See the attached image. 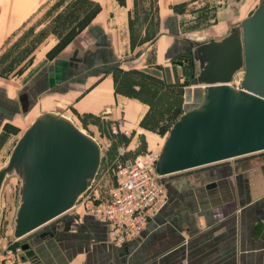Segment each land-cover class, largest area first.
<instances>
[{
    "label": "crops",
    "instance_id": "0c3cea01",
    "mask_svg": "<svg viewBox=\"0 0 264 264\" xmlns=\"http://www.w3.org/2000/svg\"><path fill=\"white\" fill-rule=\"evenodd\" d=\"M94 1L100 9L93 17L97 26L93 38L77 39L71 49L48 61L47 70L33 85L22 90L19 80L0 74V124L27 115L48 95L49 108L65 112L67 107L76 114L99 116L102 125L108 123V133L118 124L113 133L124 142L118 151L121 147L125 154L134 151L141 133L155 146L157 132L140 123L151 103L117 87L113 80L112 64L126 59L133 50L128 8ZM170 1L175 0H158L164 24L169 22L170 29H162L151 42L154 58L146 45L137 60L151 66L147 72L159 80L173 71H165L164 61L187 46V40L178 34L180 14L169 10ZM234 1L239 9H234L237 3L229 17L227 7L222 6L225 22L242 11L244 0ZM47 2L0 0V52L8 38ZM107 25L115 29L111 31ZM195 96L185 99L184 107ZM22 104H27L26 111ZM100 130L102 133V127ZM160 180L167 200L139 238L122 244L112 241L107 224L84 212L77 202L24 235V254L34 264H264V150L168 173Z\"/></svg>",
    "mask_w": 264,
    "mask_h": 264
},
{
    "label": "water",
    "instance_id": "95a60500",
    "mask_svg": "<svg viewBox=\"0 0 264 264\" xmlns=\"http://www.w3.org/2000/svg\"><path fill=\"white\" fill-rule=\"evenodd\" d=\"M210 30L183 35L193 56L190 84L196 96L164 138L155 163L160 175L264 149V0L221 37ZM142 49L137 46L127 58ZM240 69L236 86L230 81ZM226 71V78L201 79ZM101 160L100 141L71 116L54 109L37 112L0 165V198L6 177L19 179L13 236L22 238L71 209L92 186Z\"/></svg>",
    "mask_w": 264,
    "mask_h": 264
},
{
    "label": "rangeland",
    "instance_id": "374dc122",
    "mask_svg": "<svg viewBox=\"0 0 264 264\" xmlns=\"http://www.w3.org/2000/svg\"><path fill=\"white\" fill-rule=\"evenodd\" d=\"M101 1L105 4H111V2L126 4L131 49L134 50L136 46L145 47L147 45L151 48V53L149 52L151 58H154L155 47L151 42L155 40L162 29H165V31L170 29L169 22L164 24L165 22L158 9V0ZM231 1L175 0L173 3L170 1L169 10L180 14L181 30L178 34L181 38H185L184 33L193 28L196 29V27L210 28L214 33L218 29L217 35L221 36L232 23L238 22L241 17L243 18V16L251 13L259 2V0H244L242 11L236 12L233 18L225 22L222 6L227 7V4ZM252 4L254 5L250 8ZM98 6L99 2L94 0H48L47 4H43L38 8L27 22L18 28L4 44L0 52V74L9 79L19 80L22 90L29 88L47 70L48 61L65 50L71 49L77 39L83 41L86 37L93 38L92 35L97 31V26L93 24L92 16ZM107 27L111 31L115 29L110 25H107ZM141 54L142 52L136 57L124 60L117 59L112 64V70L114 69L113 80L117 87L125 89L129 93H134L140 99L148 100L151 103L145 122H152L151 126L154 124V131L159 136L158 142L155 146H152L141 133L138 136V147L134 151L127 152V154L124 153L120 158H129L148 150L160 151V140L163 139L165 134L167 135L172 125L170 123L184 111L185 97L196 94L194 90L197 88L189 82L192 77V61H188L182 55L177 56L178 53L172 55L173 57L164 62H166L165 71L169 70L170 72V68H173V71L167 73L162 80H159L156 78L157 76L147 72V68L150 70L151 66L137 61ZM177 64L182 65L183 68ZM229 73L230 71L204 73L201 75V79L226 78ZM240 73L243 74L242 69L236 71L235 74ZM236 79L238 80L237 76ZM48 108V95L42 96L31 107L27 115H19L15 119H6L1 122L0 165L8 158L17 138L34 115ZM64 111L74 119L78 126L93 134L102 143V160L99 170L92 186L82 194V198L94 195L101 200H105L108 197L109 189L114 184V162L119 158L118 146L122 144L123 138L121 136L115 137L116 133L112 131L108 133L106 127L108 123L102 125L99 116L76 114L72 108L67 107H64ZM101 127L103 132L108 133L107 135L99 132ZM18 188L19 179L15 174L6 177L0 198L2 207L0 214V249L20 240L16 241L13 236V218L19 199ZM79 207L87 213L83 204H80ZM45 224L39 226V228Z\"/></svg>",
    "mask_w": 264,
    "mask_h": 264
},
{
    "label": "built area",
    "instance_id": "2783aa9c",
    "mask_svg": "<svg viewBox=\"0 0 264 264\" xmlns=\"http://www.w3.org/2000/svg\"><path fill=\"white\" fill-rule=\"evenodd\" d=\"M235 73L230 82L239 86L242 76ZM118 129V124L111 127L112 132ZM118 152L119 158L114 162V184L107 199L101 200L94 195L82 198L81 195L77 202L83 204L87 213L107 224L112 241L122 244L139 238L148 221L166 202L167 193L160 180L162 175L155 170L159 150H148L132 158H120L125 153L124 147ZM14 239L20 240L0 249V264H34L24 254L21 238Z\"/></svg>",
    "mask_w": 264,
    "mask_h": 264
},
{
    "label": "trees",
    "instance_id": "16d2710c",
    "mask_svg": "<svg viewBox=\"0 0 264 264\" xmlns=\"http://www.w3.org/2000/svg\"><path fill=\"white\" fill-rule=\"evenodd\" d=\"M100 9V7L98 6V8H97V10L95 11V13L98 11ZM95 13L93 14V16L92 17H94V15H95ZM181 53V54H180ZM177 54V53H176ZM175 54V55H176ZM184 56V58L185 59H187L188 61L190 60V61H193V56H192V54H191V52H189L188 50L187 51H181V52H179L178 54H177V56ZM174 56V55H173ZM173 56H171V57H173ZM175 60V59H174ZM127 69H129V68H127ZM114 71V69L112 70V72ZM189 82H190V80H189ZM184 110H185V107H184ZM147 115V114H146ZM146 115H144L143 116V118L141 119V121H140V123H141V125L142 126H144V127H147V128H150V129H155V126H154V124H153V126H151L150 124L152 123H149L148 121H146L145 122V120H146ZM176 120V119H175ZM175 120H172V122L170 123V125L175 121ZM138 154V153H137ZM135 156V155H134ZM134 156H132V157H134ZM132 157H129V158H132Z\"/></svg>",
    "mask_w": 264,
    "mask_h": 264
},
{
    "label": "flooded vegetation",
    "instance_id": "af4514ba",
    "mask_svg": "<svg viewBox=\"0 0 264 264\" xmlns=\"http://www.w3.org/2000/svg\"><path fill=\"white\" fill-rule=\"evenodd\" d=\"M237 4V2H235L234 0H232L230 3H229V5L227 6V9H226V16H230V13H231V11H232V9L235 7V5ZM200 28V27H199ZM219 30L217 29V32H218ZM216 32V33H217ZM198 35V34H197ZM198 36H200V35H198ZM219 36V35H218ZM222 36V35H221ZM221 36H219V37H221ZM191 47H188V49H190ZM188 49H186V48H182V50L181 51H187ZM189 51V50H188Z\"/></svg>",
    "mask_w": 264,
    "mask_h": 264
},
{
    "label": "bare ground",
    "instance_id": "6f19581e",
    "mask_svg": "<svg viewBox=\"0 0 264 264\" xmlns=\"http://www.w3.org/2000/svg\"><path fill=\"white\" fill-rule=\"evenodd\" d=\"M243 71V70H242ZM240 76H242V74H240Z\"/></svg>",
    "mask_w": 264,
    "mask_h": 264
}]
</instances>
